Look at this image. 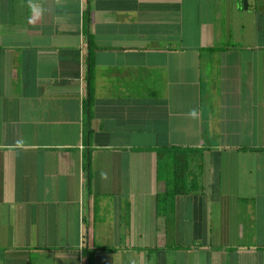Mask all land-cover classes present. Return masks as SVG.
Returning <instances> with one entry per match:
<instances>
[{"label":"crops","instance_id":"1","mask_svg":"<svg viewBox=\"0 0 264 264\" xmlns=\"http://www.w3.org/2000/svg\"><path fill=\"white\" fill-rule=\"evenodd\" d=\"M0 264H264V0H0Z\"/></svg>","mask_w":264,"mask_h":264},{"label":"trees","instance_id":"2","mask_svg":"<svg viewBox=\"0 0 264 264\" xmlns=\"http://www.w3.org/2000/svg\"><path fill=\"white\" fill-rule=\"evenodd\" d=\"M92 53L90 52V71L88 73L86 105L91 106L92 98ZM156 173L159 181L164 183L165 192L157 195V215L164 217L168 222L173 220L175 203L178 196L195 193L198 190L196 175L191 172V156L201 154L199 149L181 147H163L156 151ZM88 180L87 192L90 193V170L87 162ZM90 261V258H89Z\"/></svg>","mask_w":264,"mask_h":264}]
</instances>
